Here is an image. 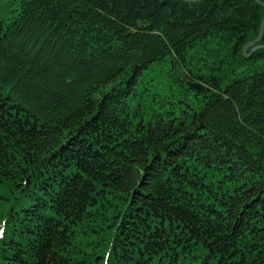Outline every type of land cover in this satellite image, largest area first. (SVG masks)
Here are the masks:
<instances>
[{
  "label": "trees",
  "instance_id": "16d2710c",
  "mask_svg": "<svg viewBox=\"0 0 264 264\" xmlns=\"http://www.w3.org/2000/svg\"><path fill=\"white\" fill-rule=\"evenodd\" d=\"M263 18L0 0V264H264Z\"/></svg>",
  "mask_w": 264,
  "mask_h": 264
},
{
  "label": "water",
  "instance_id": "95a60500",
  "mask_svg": "<svg viewBox=\"0 0 264 264\" xmlns=\"http://www.w3.org/2000/svg\"><path fill=\"white\" fill-rule=\"evenodd\" d=\"M184 1L185 2H196L198 0H184ZM255 1L257 4L264 7V3H262L260 0H255ZM263 26H264V18L262 19V21L260 23L259 32H258L257 37L254 40L250 41L249 43H247L243 46L242 52L245 55L250 56L254 51L264 49V44L258 43L262 37ZM248 49H249V51L247 52ZM187 85L189 86L190 89L197 90V91H201L205 88L201 84H199L198 82H189L188 81ZM206 90L208 91L209 89L206 88Z\"/></svg>",
  "mask_w": 264,
  "mask_h": 264
},
{
  "label": "rangeland",
  "instance_id": "374dc122",
  "mask_svg": "<svg viewBox=\"0 0 264 264\" xmlns=\"http://www.w3.org/2000/svg\"><path fill=\"white\" fill-rule=\"evenodd\" d=\"M155 75H156L155 77H157V79H155L153 81V83H155L157 85L156 87H158L162 81L167 79V78H165L167 76H165L164 73H162V75H160L159 73H156ZM198 264H201V263H198Z\"/></svg>",
  "mask_w": 264,
  "mask_h": 264
}]
</instances>
